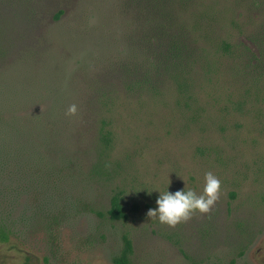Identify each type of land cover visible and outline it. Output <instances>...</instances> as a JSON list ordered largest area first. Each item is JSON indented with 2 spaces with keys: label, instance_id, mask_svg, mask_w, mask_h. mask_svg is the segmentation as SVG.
Listing matches in <instances>:
<instances>
[{
  "label": "rangeland",
  "instance_id": "374dc122",
  "mask_svg": "<svg viewBox=\"0 0 264 264\" xmlns=\"http://www.w3.org/2000/svg\"><path fill=\"white\" fill-rule=\"evenodd\" d=\"M180 4L193 100L176 86L151 97L122 85L117 71L139 49L130 0H0V228L10 234L0 264H114L124 235L132 264H257L264 0ZM102 127L114 134L108 153ZM209 171L221 190L208 213L175 226L147 216L157 190L200 194ZM116 191L126 221L98 214Z\"/></svg>",
  "mask_w": 264,
  "mask_h": 264
},
{
  "label": "trees",
  "instance_id": "16d2710c",
  "mask_svg": "<svg viewBox=\"0 0 264 264\" xmlns=\"http://www.w3.org/2000/svg\"><path fill=\"white\" fill-rule=\"evenodd\" d=\"M137 13V27L132 31L131 43L138 47L133 52L128 67L121 65L117 74L121 83L131 94L156 97L162 95L168 86H176L183 97L193 100L190 87L193 88L194 69L189 59L188 27L181 14L182 0H130ZM62 12L58 13L57 18ZM137 39V40H136ZM229 48V47H227ZM127 77L129 81L127 82ZM108 123H104V126ZM100 140L104 152L111 151L114 134L102 127ZM110 156V155H109ZM108 156V157H109ZM106 161L104 164H107ZM112 221H126L130 215L122 191H116L111 199L110 208L98 213ZM10 234L5 226L0 228V241L7 243ZM243 251L240 252V255ZM134 246L128 235L123 236V248L114 259V264H132Z\"/></svg>",
  "mask_w": 264,
  "mask_h": 264
},
{
  "label": "clouds",
  "instance_id": "9594fccd",
  "mask_svg": "<svg viewBox=\"0 0 264 264\" xmlns=\"http://www.w3.org/2000/svg\"><path fill=\"white\" fill-rule=\"evenodd\" d=\"M76 105H70L67 114L74 115ZM221 190V181L212 172L204 174V186L200 194L193 189H178L174 192L168 191V188L159 192L156 199V207L149 209L147 216L155 217L162 224L175 226L181 221L188 220L193 214H205L210 211Z\"/></svg>",
  "mask_w": 264,
  "mask_h": 264
},
{
  "label": "flooded vegetation",
  "instance_id": "af4514ba",
  "mask_svg": "<svg viewBox=\"0 0 264 264\" xmlns=\"http://www.w3.org/2000/svg\"><path fill=\"white\" fill-rule=\"evenodd\" d=\"M253 240V238L251 239V241ZM262 241V239H261ZM245 251V249H244ZM243 251V253L240 255L239 252V256L242 257L245 255V252ZM255 260L257 261V264H264V250L262 248H258L254 254Z\"/></svg>",
  "mask_w": 264,
  "mask_h": 264
}]
</instances>
